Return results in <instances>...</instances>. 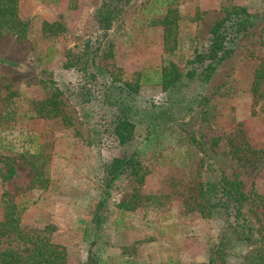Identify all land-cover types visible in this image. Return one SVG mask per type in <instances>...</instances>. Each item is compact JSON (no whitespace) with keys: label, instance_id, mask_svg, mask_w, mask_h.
<instances>
[{"label":"rangeland","instance_id":"obj_1","mask_svg":"<svg viewBox=\"0 0 264 264\" xmlns=\"http://www.w3.org/2000/svg\"><path fill=\"white\" fill-rule=\"evenodd\" d=\"M115 1L25 0L26 35L20 39L0 30V220L6 192L21 206L23 226L55 227L53 241L65 247L69 264H87L90 253L100 264L207 263L223 237H235L230 219L199 211L205 203L200 185L210 176L222 173L241 182L248 198L244 209L254 226L264 229V81L262 96L257 101L253 96L256 71L264 66V0H176L180 45L172 55L156 23L166 15V0L134 1L104 39L99 63L125 79L146 71L148 83L139 99L144 110L166 101L154 73L168 61L184 66L207 46L225 8L249 6L262 10V18L204 89L207 102L150 140L139 121L134 140L125 145L109 130V109L98 101L82 104L72 94L83 75L64 68L70 51L99 36L96 10L103 2L111 8ZM45 23L56 25L49 29ZM46 86L62 92L68 123L36 117L35 105L45 99ZM235 135L238 146L246 141L259 152V161L242 163L232 155ZM133 154L145 178L123 176L107 193L106 167ZM210 164L216 174L207 173ZM146 195L156 198L146 201ZM122 204L137 207L128 210ZM14 244L8 238L4 245ZM247 251L244 243L228 254L233 260Z\"/></svg>","mask_w":264,"mask_h":264},{"label":"trees","instance_id":"obj_2","mask_svg":"<svg viewBox=\"0 0 264 264\" xmlns=\"http://www.w3.org/2000/svg\"><path fill=\"white\" fill-rule=\"evenodd\" d=\"M23 1L25 0H0V30L12 32L21 37L20 39L26 35L29 26L28 21L21 15ZM134 1L116 0L111 8H107L103 2L94 14L99 36L95 40L88 38L78 50L70 51L64 64L65 69H75L84 77L78 92L72 94L79 97L82 104L98 101L102 108L111 111L109 130L121 145L134 140L139 121L146 125L147 139L150 140L159 135L160 128L173 127L196 112L203 102H207V99H204V89L213 80L219 67L236 50L242 36L262 18V10L259 9L243 6L225 8V15L211 28L207 46L196 51L184 66L168 61L161 71L154 73L157 81L155 83L162 87L166 101L162 104L153 103L150 110H144L139 99L142 85L149 78L146 71L135 72L131 78L125 79L121 73L107 70L99 63L104 39L109 36ZM175 4L176 0L164 1L163 5L167 7L166 15L156 22L163 27L164 49L171 55L180 45L178 8ZM55 25L45 23L49 29H54ZM0 62L3 61L0 59ZM262 81L264 66L255 74V101L262 96L263 90L259 93ZM45 91V99L35 105L36 117L45 120L61 119L68 123L59 97L62 92L58 89L50 91L47 86ZM237 139L236 135L234 139H230L232 155L242 163L254 164L259 161V152L246 141L238 146L236 141H233ZM209 166L210 171L207 173L214 174L213 165ZM143 170L144 167L136 154L115 158L105 169L104 185L107 193L123 176L139 175V180H142L147 174ZM242 187L241 182L230 181L222 173H217V177L210 176V179L200 185V194L205 203L200 206L199 211L208 217L222 214L226 222L230 219L231 233L235 236L223 237L211 250V256L204 264H264V229H257L247 215L244 205L248 198ZM155 198L146 195L142 199L153 201ZM106 202L101 201L96 212L95 220L98 224L101 222L100 213ZM3 206L4 218L0 220V264H69L65 247L53 241L54 226L46 225L41 229H28L23 226L22 208L6 192ZM122 207L129 210L137 206L122 204ZM8 238H13L16 244L5 246V240ZM244 243L248 248L246 254L233 257L232 260L229 251L232 252L238 244ZM99 262L97 255L90 253L87 264H100Z\"/></svg>","mask_w":264,"mask_h":264},{"label":"crops","instance_id":"obj_3","mask_svg":"<svg viewBox=\"0 0 264 264\" xmlns=\"http://www.w3.org/2000/svg\"><path fill=\"white\" fill-rule=\"evenodd\" d=\"M223 5H224V2H223V4L221 3V6H222V7H223ZM241 6H242V5H241ZM243 7H249V6H243ZM249 8H251V7H249ZM221 9H222V8H221ZM216 22H217V21H216ZM216 22H215V23H216ZM215 23H214V24H215ZM214 24H213V25H214ZM212 27H213V26H212ZM212 27H211V28H212ZM210 31H211V29H210ZM163 40H164V38H163Z\"/></svg>","mask_w":264,"mask_h":264}]
</instances>
